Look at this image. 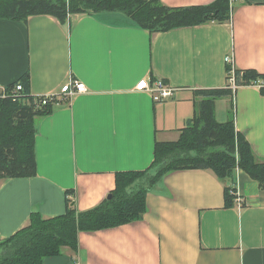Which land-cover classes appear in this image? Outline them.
Returning <instances> with one entry per match:
<instances>
[{
    "label": "crops",
    "instance_id": "1",
    "mask_svg": "<svg viewBox=\"0 0 264 264\" xmlns=\"http://www.w3.org/2000/svg\"><path fill=\"white\" fill-rule=\"evenodd\" d=\"M160 1L186 7L214 0ZM231 7L228 22L152 34L122 13H74L64 23L49 14L0 19V88L25 71L34 96L56 94L71 79L86 86L71 98L57 94L51 112L35 118L36 174L0 179V237L24 227L32 212L63 214L66 197L76 211L93 208L113 190L116 172L146 169L156 141L178 138L196 91L228 83L225 57L264 74V0ZM142 79H160L171 94L156 101L135 88ZM231 92L215 99L214 111L218 102L227 115L232 106L235 130L264 160L260 82ZM233 179L227 209L229 178L210 169L171 170L147 192L139 220L81 231L77 252L65 248L43 264H264V188L240 168Z\"/></svg>",
    "mask_w": 264,
    "mask_h": 264
},
{
    "label": "trees",
    "instance_id": "2",
    "mask_svg": "<svg viewBox=\"0 0 264 264\" xmlns=\"http://www.w3.org/2000/svg\"><path fill=\"white\" fill-rule=\"evenodd\" d=\"M231 10L229 0L186 7L165 6L160 0H0V19L27 21L36 14H49L64 23L68 14L122 13L151 34L212 21L228 22ZM225 70L227 81L233 77L237 86L260 82L264 95V74L229 64ZM16 82L22 84V91L11 97L0 95V179L36 174L34 120L49 114L55 102L38 105L30 94L28 71L6 89L10 90ZM231 94L229 83L224 88L196 91L201 99H193V114L180 128L178 138L156 141L153 159L146 169L116 172L110 198L93 208L76 211L72 199L66 197V209L61 215L42 217L32 212L24 227L7 238L0 237V264H43L45 258L58 255L65 248L77 252L81 231L119 227L139 220L146 210L147 192L171 170L210 169L219 179L229 178L232 187L226 186L222 195L227 209L234 205L235 168L244 170L264 188V160L255 159L249 143L235 130L232 106L225 121L215 118V99Z\"/></svg>",
    "mask_w": 264,
    "mask_h": 264
},
{
    "label": "built area",
    "instance_id": "3",
    "mask_svg": "<svg viewBox=\"0 0 264 264\" xmlns=\"http://www.w3.org/2000/svg\"><path fill=\"white\" fill-rule=\"evenodd\" d=\"M233 1L234 0H229L230 3ZM225 62H227V64H229L231 67H234L232 63V59L230 57H225ZM228 83H229V88L233 90L234 87L236 86L234 82V78L231 77L228 80ZM135 88L137 90L141 89V90L150 91L153 94V98L156 101H161L164 98L168 97L172 91V88L167 86L160 79L154 80V81L142 79L135 85ZM22 90H23L22 84L16 82V84L13 87H11L10 90H7L6 87L0 88V95L2 97L3 96L11 97L15 93L17 94V92L22 91ZM85 91H86V86L83 82L71 79L70 81L63 83L61 87L59 88L58 93L56 94L50 93V94H44V95H37L34 97H36L35 100L37 101L38 105H45L46 103L50 101L52 102L56 101L57 94L65 98H71L74 95L85 92Z\"/></svg>",
    "mask_w": 264,
    "mask_h": 264
},
{
    "label": "rangeland",
    "instance_id": "4",
    "mask_svg": "<svg viewBox=\"0 0 264 264\" xmlns=\"http://www.w3.org/2000/svg\"><path fill=\"white\" fill-rule=\"evenodd\" d=\"M68 15H66L67 16L66 18H68ZM196 96H197V100L201 99V95H196ZM222 107H223V102H218L215 116H216V119L220 122L225 121L226 120L225 118H227V114L224 113L225 111Z\"/></svg>",
    "mask_w": 264,
    "mask_h": 264
},
{
    "label": "water",
    "instance_id": "5",
    "mask_svg": "<svg viewBox=\"0 0 264 264\" xmlns=\"http://www.w3.org/2000/svg\"><path fill=\"white\" fill-rule=\"evenodd\" d=\"M244 79H245V76H244V75H242V80H244ZM110 196H111V195H110V194H108V195H107V198H110Z\"/></svg>",
    "mask_w": 264,
    "mask_h": 264
},
{
    "label": "bare ground",
    "instance_id": "6",
    "mask_svg": "<svg viewBox=\"0 0 264 264\" xmlns=\"http://www.w3.org/2000/svg\"><path fill=\"white\" fill-rule=\"evenodd\" d=\"M239 196V195H238Z\"/></svg>",
    "mask_w": 264,
    "mask_h": 264
}]
</instances>
